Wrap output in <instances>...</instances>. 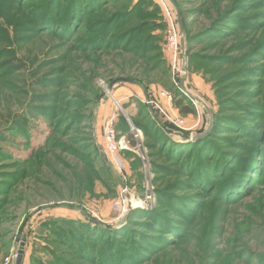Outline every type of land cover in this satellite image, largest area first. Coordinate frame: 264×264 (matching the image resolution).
I'll use <instances>...</instances> for the list:
<instances>
[{"label": "rangeland", "instance_id": "1", "mask_svg": "<svg viewBox=\"0 0 264 264\" xmlns=\"http://www.w3.org/2000/svg\"><path fill=\"white\" fill-rule=\"evenodd\" d=\"M57 3L0 0V264H16L23 235L22 264H105L104 255L114 264L108 257L125 249L106 254L109 243L129 240L144 248L130 246L135 259L116 264H264V0H100L78 31L79 16L52 22L63 19ZM170 18L188 34L176 56ZM120 77L136 83L110 90ZM207 111L218 125L211 140L184 146L181 136L207 127ZM167 117L185 129L172 125L183 149L169 158L170 138L154 141L162 136L154 119ZM111 122L116 152L106 145ZM91 129L110 173L94 156ZM130 216L127 231L108 238L81 228L89 217L123 229ZM63 234L72 245L59 243Z\"/></svg>", "mask_w": 264, "mask_h": 264}, {"label": "trees", "instance_id": "2", "mask_svg": "<svg viewBox=\"0 0 264 264\" xmlns=\"http://www.w3.org/2000/svg\"><path fill=\"white\" fill-rule=\"evenodd\" d=\"M154 2H155V0H154ZM157 2V1H156ZM168 2V0H166V3ZM59 6H60V8L62 7V6H64L63 8H64V14L62 15V17L61 18H63V19H59V18H55L52 22L56 25L58 22H61L62 21V23H63V26L64 25H67V26H70V24H71V22L73 23L74 22V20L76 19V18H78V16H79V20L76 22V23H74V25H75V29L78 31V28H80V22L81 21H84V17H82V16H85L86 14H85V12H86V10L88 11V12H92V11H95V9H96V7L100 4V0H58V3H57ZM156 4H158V5H160L158 2L156 3ZM94 9V10H93ZM129 8H127L126 9V11L123 13V15H124V18H125V20H124V22H126L125 24H127L128 23V21H130V19L129 18H131V15H130V10H128ZM83 14H85V15H83ZM82 25H84V23L82 24ZM62 26V25H61ZM180 28V27H179ZM69 29V28H68ZM68 29H59V30H63V31H67ZM138 31H139V29H138ZM132 33H133V30H131V31H129L128 32V35L125 37L126 39H128L130 36L132 37ZM184 37V36H187V38H188V34H187V30H186V27L185 26H183L182 25V27L180 28V39H181V37ZM130 37V38H131ZM9 52V51H8ZM11 54H17V50H15V49H13V50H11L10 51V56H11ZM189 62H191V59H189V57H188V65H189ZM188 65H187V70H188ZM182 75L180 74V80H182L181 77ZM126 78V77H125ZM115 79H117V78H115ZM115 79H113L112 81H114ZM127 79H129V80H131L132 81V83H129V84H135L136 83V80H133V79H130V78H127ZM111 81V82H112ZM110 82V83H111ZM109 83V84H110ZM120 84V83H119ZM192 98H193V101L195 100L194 99V97H193V95H192ZM192 100V99H191ZM49 109H51V108H49ZM47 112H51L50 110H48ZM149 112L153 115L154 114V111H153V108L152 107H149ZM181 112L183 113V114H190V113H192L193 111L191 110V109H189V108H187V107H184L183 109H181ZM207 113H208V124H207V127L205 128V129H201V130H199L197 133H195L194 135H189L188 133H185L183 136H181V138L179 139L180 140V142H184L183 143V145L184 146H187L188 144V147L191 145V146H193V145H195V144H197V143H199V145H202V146H204L206 143H208L210 140H211V138H212V133L214 132V130L216 129V127L218 126L217 125V123H216V117L214 118V125H213V128H212V131H211V133L209 134V135H206V136H203V137H201L202 135H204L205 134V132L208 130V128H209V125H210V121H211V118H210V113H209V111H207ZM18 121V120H17ZM154 121H155V126H156V128L157 129H159L162 133V136H160L159 137V135H156L155 134V138H154V141H155V143H158L159 145H161V144H163L165 141H164V139L166 138H170V140H168L167 142H166V145L168 146V158L169 157H171V156H173L174 155V151L173 150H171V149H177V150H179V149H183L182 148V146L180 145V144H175L174 143V141H172V139H171V137H172V135H174V130L176 131V129L172 126V124H170L169 122L168 123H163V122H161L162 120H159L158 118H156V119H154ZM130 128V127H129ZM20 131H21V133L22 134H24L25 136H27L26 135V131H27V129L26 128H24V129H20ZM91 131H92V129H91ZM185 131V130H184ZM145 133H148V131H146L145 130ZM90 136H91V141H92V143H91V145H92V147H93V149H94V156L97 158V159H100L101 161H102V163H103V165H104V167H105V169H106V171H109V173L111 172V168H110V161H109V159H108V161H106L104 158H103V156H102V150H103V147L102 146H100V145H98V143H97V141H96V136L94 135V131H92L91 133H90ZM197 137H199V138H197ZM165 139V140H166ZM172 144V145H171ZM201 148V147H200ZM189 148H186L184 151L185 152H182V155L183 156H179V160L182 162V161H184L185 160V156L186 157H189ZM199 150V149H198ZM188 151V152H187ZM173 155H172V154ZM177 158V157H176ZM184 163V162H183ZM203 166H205L206 168L208 167V165L206 166V165H204L203 164ZM210 166V165H209ZM242 167V166H241ZM197 168H199L198 166H197ZM230 180V179H229ZM235 182V181H234ZM1 184H3V183H1ZM232 184H236V183H232ZM152 216V215H151ZM152 218L157 222V223H159V225L161 226V227H163L164 228V225L158 220L157 221V218L156 217H154V216H152ZM130 219H131V216L130 217H128L127 219H125L123 222H122V225H124L125 227H123V229H117V228H115V227H111V226H107V225H104L102 222H100V221H97V220H95V219H93V218H87L86 219V223L88 224V226H91V225H93L94 226V228H91V227H89L88 228V226L87 225H83L84 223H81L82 225H81V228L83 229V230H87L89 233H93V230L95 229L96 231H97V233H96V231L94 232V238L95 239H100L102 236H101V234H99V232L100 233H102V234H105V237L104 238H108V236H107V234L108 235H112V234H114V233H116V232H118L119 230H123V231H127V229H128V227L126 226L127 224H129V221H130ZM48 224L50 225V223L48 222ZM69 225V227H70V224H68ZM127 228V229H126ZM120 232V231H119ZM133 233V235L135 234V232L133 231L132 232ZM132 233H131V235H132ZM80 235L81 236H79L78 237V239H79V242H80V244L82 243V245L84 244H88L89 242H88V240L90 239V237H88V234L86 235V232L84 233H81L80 232ZM131 235H130V237H131ZM90 236V235H89ZM63 237H64V239L61 241L60 240V242L59 243H62V242H65V244H67V245H72L71 243V240H72V238L71 237H68L66 234H63ZM112 238H114V237H112ZM133 238H137V237H133ZM115 239V238H114ZM80 240H82V241H80ZM135 240V239H134ZM112 241V240H111ZM136 241V240H135ZM135 241H133L134 242V244L133 245H130V240L128 241V243H127V241L125 242H123V243H121V245H122V248H121V246L120 245H116V243L114 242L113 244H112V242H110L109 243V245H108V247H107V249H106V254L109 252V250H112V251H115V250H117V249H125V250H123V252L121 253V255H119L118 256V254H113L112 256H110V257H108V259H107V261L108 260H110V261H112L114 264H116L117 263V261H122V262H126V260L128 259V260H130L131 262L135 259V257H134V255L133 254H131V253H133V251H134V249L132 250V251H129V248H131L130 246H132L133 248H135V247H138V250H142V248H144L143 246H140L139 245V242H137V244L135 243ZM63 244V243H62ZM124 244H127V246L128 247H124ZM110 247V248H109ZM69 248H72L73 249V251H74V248H73V246H69ZM79 248H77L76 249V253H79ZM89 251H91L92 252V249L90 248L89 249ZM55 254V253H54ZM81 256V255H80ZM97 256V255H96ZM83 259H86V260H88V261H90V262H94V263H96V261H95V259H94V254L93 253H86V254H83ZM103 257H105V259H104V263L106 264V255H104ZM142 257V256H141ZM57 262H60V260L58 261V259H57ZM140 262H143V260H140ZM103 263V262H102ZM109 263V262H108ZM56 264H60V263H56ZM134 264H137V263H134Z\"/></svg>", "mask_w": 264, "mask_h": 264}, {"label": "built area", "instance_id": "3", "mask_svg": "<svg viewBox=\"0 0 264 264\" xmlns=\"http://www.w3.org/2000/svg\"><path fill=\"white\" fill-rule=\"evenodd\" d=\"M160 6L166 7V0H156ZM166 11H168V9H166ZM176 21H174L172 18H170L169 21V30H168V42L170 45V51L173 52L175 54V56L177 55V51H178V42L180 40V32H179V28L177 26V24L175 23ZM181 65V63H180ZM178 72L181 73L182 72V68L180 67V69H178ZM162 97H165L166 99H168L170 102L172 101V97L169 93L163 91L160 93ZM196 104V101H193ZM169 120V123H171L172 125H174L175 127H177L180 130H185L184 129V121L182 119L179 118H169L167 117ZM131 132H133L132 134L135 135V137H138L140 135V132L138 130L135 129L134 126H131ZM138 133V135H136ZM116 131L114 129V125L111 122L110 124L107 125L106 127V145H107V150L109 152H116L119 148L118 143L116 141ZM126 149V147H125ZM106 152V151H105ZM149 199H151V197H149ZM132 202V200H131ZM131 204V203H130ZM129 208H132V206L130 205ZM16 257V255H15ZM13 258H8L6 259L4 264H14L13 263Z\"/></svg>", "mask_w": 264, "mask_h": 264}, {"label": "water", "instance_id": "4", "mask_svg": "<svg viewBox=\"0 0 264 264\" xmlns=\"http://www.w3.org/2000/svg\"><path fill=\"white\" fill-rule=\"evenodd\" d=\"M186 68H187V65H186V61L184 63V67H183V70L186 71ZM119 83H132L131 80L125 78V77H120V78H117L115 79L114 81H112L109 85V89L111 90L115 85L119 84ZM192 98V97H191ZM196 101V100H195ZM213 127V118L211 117V121H210V126H209V129L205 132L204 135H202L201 137L205 136L208 132H210V130L212 129ZM199 138V137H197ZM102 156L103 158L108 161V157L106 155V153L104 152V150H102ZM24 227H25V223L21 226L20 228V234L23 233V230H24ZM17 241H19L20 243V246H19V250H18V253H17V259H16V264H22L23 263V260H24V255H25V249H26V243H27V237L26 235H23L22 238L18 237Z\"/></svg>", "mask_w": 264, "mask_h": 264}, {"label": "bare ground", "instance_id": "5", "mask_svg": "<svg viewBox=\"0 0 264 264\" xmlns=\"http://www.w3.org/2000/svg\"><path fill=\"white\" fill-rule=\"evenodd\" d=\"M161 93V92H160ZM165 99V98H164ZM166 100V99H165ZM191 101V100H190ZM145 105V104H144ZM144 107V106H143ZM127 121V120H126ZM136 125V124H135ZM105 151V150H104ZM107 154V152H105ZM133 207V206H132Z\"/></svg>", "mask_w": 264, "mask_h": 264}]
</instances>
